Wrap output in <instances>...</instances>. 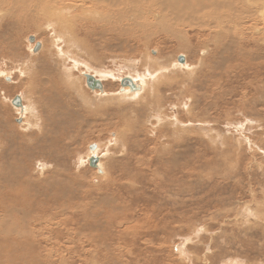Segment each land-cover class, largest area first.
Returning a JSON list of instances; mask_svg holds the SVG:
<instances>
[{
	"label": "rangeland",
	"instance_id": "obj_1",
	"mask_svg": "<svg viewBox=\"0 0 264 264\" xmlns=\"http://www.w3.org/2000/svg\"><path fill=\"white\" fill-rule=\"evenodd\" d=\"M35 3H29L31 9ZM13 17L0 18V264H264V26L257 15L251 21L257 26L248 24L240 45L243 53L221 49L211 35L199 36L195 53L156 35L148 47L142 39L134 42L131 54L115 61L119 66L111 59L97 65L80 58L87 65L68 66L71 76L57 67L63 42L54 46L53 31ZM35 43L41 47L33 53ZM191 44L197 47V40ZM147 53L159 62L167 59L169 68L184 56L192 71L175 66L153 82L157 70ZM136 73L147 79L143 94L121 93L122 102L104 104L105 96L84 82V74L106 76V96L119 95L116 79ZM181 83L187 88L182 97ZM143 95L151 96V107L140 102ZM16 96L35 106L37 119L27 113L24 125L15 122ZM162 103L166 116L158 115L157 122L154 113ZM95 144L103 175L79 162Z\"/></svg>",
	"mask_w": 264,
	"mask_h": 264
},
{
	"label": "bare ground",
	"instance_id": "obj_2",
	"mask_svg": "<svg viewBox=\"0 0 264 264\" xmlns=\"http://www.w3.org/2000/svg\"><path fill=\"white\" fill-rule=\"evenodd\" d=\"M39 2V5L37 6L35 3V8L31 9L29 6V3L32 2ZM0 0V18L8 17V19H14L13 16L19 15L21 19H27V21L24 22L26 25H30L33 23L40 24L41 26H46V28L51 29L53 31L52 33L54 35V46H57L56 42H63V47L61 46L60 49L63 48V50L58 52L59 53V59L58 61H55L57 64V67L60 66L64 68L65 72L68 71L67 67L70 66L74 69L76 66H84L86 67L85 62H81L79 60L82 59H90L94 63H102L100 60L103 59H111L115 61L120 62L122 60H125V55L131 54L132 50L129 49V47H132V44L136 41L139 42L140 39L145 42L146 46H150L151 40L156 35H161L163 39L169 41L176 40L174 42H177V45L181 47L179 51H189L190 53H195V49H198L199 52V36H206L211 35L214 36L215 39L213 42L215 45L220 46L221 49L226 50L228 48H236V50L242 51L241 44L246 41L245 40V32L249 28V23L255 19L256 15L259 17V20L263 23L264 26V0ZM252 1L253 4L249 5L247 2ZM74 6L78 7L77 11H74V13L71 14V11L75 8ZM29 7V8H28ZM28 8V9H27ZM33 10V11H32ZM256 17V18H257ZM20 19V20H21ZM43 20H46L43 22ZM30 22V23H29ZM255 22V21H254ZM253 24V22H251ZM20 24V23H18ZM254 25V24H253ZM257 26V25H254ZM27 27V26H26ZM262 27V26H261ZM252 28V27H251ZM250 28V29H251ZM258 29V28H257ZM253 31V29H252ZM245 35V36H244ZM248 36V35H247ZM251 36V35H250ZM254 36V35H253ZM209 37V36H208ZM262 37V34L261 36ZM264 37V35H263ZM195 39L197 40V47H193L191 44V40ZM253 39V38H249ZM257 39V38H256ZM208 40V39H207ZM206 42V40H204ZM35 42V40H34ZM33 42V43H34ZM162 40L158 39V42L156 45H160ZM254 42V41H253ZM264 42V39H263ZM60 43V42H59ZM211 43V42H210ZM251 43V42H250ZM256 43V42H255ZM36 44V43H35ZM40 45V43H38ZM140 44V43H139ZM254 45V44H252ZM35 46V45H34ZM111 46H114V50L109 52V48ZM142 46V44H141ZM139 46V47H141ZM205 46V45H204ZM214 46V45H213ZM41 47V45H40ZM99 47L102 48V51L99 49ZM119 47V48H118ZM137 47V46H136ZM143 47V46H142ZM108 48V49H107ZM118 48V49H116ZM33 50V46L31 47ZM40 49V48H39ZM38 49V50H39ZM37 50V51H38ZM207 50V49H206ZM37 51L33 52L36 53ZM143 51V50H142ZM244 51H242L243 53ZM205 53V52H204ZM227 54V53H226ZM229 56V55H228ZM180 57V56H179ZM184 59V56H182ZM226 57V56H224ZM223 57V58H224ZM48 58H53V55H48ZM47 58V61H45L46 64H49L50 60ZM130 58V57H129ZM227 58V57H226ZM147 61L149 63L154 64V69L156 74L152 75L155 76L153 82L157 79L156 76L158 75L157 80H161L164 77H166L167 74L171 73V71H174L175 66L177 68H188L191 70V65H186V62L183 61L182 63L173 62L171 68L168 67L167 59L165 61H158L156 57H150L147 53ZM132 63V62H131ZM136 63V62H135ZM27 64V63H26ZM68 64V65H67ZM118 65L117 63H115ZM183 64V65H180ZM98 65V64H97ZM148 65V63H147ZM180 65V66H179ZM260 65V64H259ZM23 66V65H22ZM119 66V65H118ZM23 68V67H20ZM25 68V67H24ZM92 68V67H91ZM197 68V67H195ZM199 68V67H198ZM29 69V68H28ZM27 69V71H28ZM94 69V68H93ZM92 69V70H93ZM20 70V69H19ZM48 70V69H47ZM97 69H94V71ZM197 70V69H196ZM49 71V70H48ZM63 71V69H62ZM73 71V70H72ZM99 71V70H98ZM153 71V70H152ZM192 71V70H191ZM22 72V71H21ZM25 72V70H24ZM96 72V71H95ZM105 72V71H104ZM146 72V71H145ZM151 72V71H150ZM29 73V72H28ZM27 73V74H28ZM103 73V72H102ZM130 73V72H129ZM135 73V72H134ZM152 73V72H151ZM154 73V72H153ZM191 73V72H190ZM195 73V72H193ZM229 73V72H228ZM23 74V73H22ZM98 75V72L95 73V75ZM105 74V73H103ZM99 73L100 75H103ZM140 74H142L140 72ZM165 74L162 78H160L159 75ZM192 74V73H191ZM24 75V74H23ZM57 75V74H56ZM68 76H71V69L67 72ZM93 76L94 79L99 80L103 86V80L102 78H105L104 76H101V78L95 77V75L92 74H84ZM106 75L111 77V73H107ZM113 75V74H112ZM132 75V73L130 74ZM129 75V76H130ZM135 78L131 77H123V78H129L132 80L133 84L136 88H138L136 91L131 92L129 87H124L119 89V93L116 94H127L131 95V97H137L139 94H141L142 91H144L145 82L144 80H147L140 75L137 76V73L134 74ZM148 75V74H147ZM232 75V74H231ZM29 76V75H28ZM107 76V79H108ZM109 77V78H110ZM151 77V75H150ZM74 78V76L72 77ZM76 78V77H75ZM74 78V79H75ZM113 77H111L112 79ZM116 78V77H115ZM119 78V77H118ZM121 78V79H123ZM9 78H6L8 81ZM41 79V78H40ZM66 79L67 76H65L64 73L61 72V77L59 78L60 82L63 83L62 86L67 90L66 88ZM71 80V78H69ZM78 79V78H77ZM75 79V80H77ZM102 79V80H101ZM105 79V80H107ZM121 79H116L117 81L121 82ZM69 80V81H70ZM85 80V78H84ZM114 80V79H113ZM47 81V80H46ZM115 81V80H114ZM38 82V80H37ZM50 82V81H49ZM58 82V81H57ZM78 82V81H77ZM85 82V81H84ZM149 82V81H148ZM152 82V84H153ZM161 82V81H160ZM39 83V82H38ZM61 83L58 82V84L61 85ZM75 83L73 80L72 84ZM112 83V82H111ZM71 84V85H72ZM120 84V83H119ZM150 84V82H149ZM28 85V84H27ZM36 85V84H35ZM34 85V86H35ZM75 85V84H74ZM81 85V84H79ZM86 85V83H85ZM107 85V84H106ZM110 85V84H108ZM107 85V86H108ZM151 85V84H150ZM156 85V84H155ZM31 86V85H30ZM58 86V85H57ZM78 86V85H77ZM77 86H75L77 88ZM112 86V84H111ZM60 87V86H59ZM74 87V89H75ZM87 87V86H86ZM106 87V86H105ZM44 88V87H43ZM80 88V87H79ZM79 88L77 90H79ZM155 88V87H154ZM159 88V87H158ZM32 90V88H30ZM50 89V88H49ZM37 90V89H36ZM48 90V89H47ZM64 90V89H63ZM75 90V92H77ZM153 90V89H152ZM170 90V89H169ZM177 90L180 91L181 97L182 94L185 93L187 90L186 85L184 83L177 85ZM35 91V90H33ZM73 91V90H72ZM82 91V89H81ZM95 92L97 90H94ZM93 91V92H94ZM106 91V90H105ZM149 91V90H147ZM30 92V91H28ZM64 92V91H63ZM100 96L104 98L101 100L105 104V101H110L115 99V101L120 100L122 102V95H107V93L104 92V86L102 92L98 91ZM96 92V93H98ZM107 92V91H106ZM113 92H115L113 90ZM153 92V91H152ZM27 93V90H26ZM31 93V92H30ZM62 93V92H61ZM81 93V92H80ZM154 93V92H153ZM188 93V92H187ZM43 94V91H42ZM48 94V93H47ZM71 94V93H70ZM74 94V93H72ZM77 94V93H76ZM143 94V92H142ZM149 94V93H147ZM151 94V93H150ZM186 94V93H185ZM41 95V94H40ZM39 95V96H40ZM82 95V94H81ZM156 95V94H155ZM161 95V94H160ZM29 96V95H28ZM50 96V95H49ZM48 96V97H49ZM115 96V97H113ZM62 97V96H61ZM73 97V96H72ZM80 97V96H79ZM140 102L142 101L143 104H145V107H151L148 106L150 103L148 102L149 98L151 96L149 95H143ZM21 105L14 106L18 118L15 122L20 125H24L23 119L24 116L28 113L30 117L33 119H37L36 117V108L35 106L32 107L31 105H25L23 98L19 96ZM70 98V97H69ZM75 98V97H74ZM99 98V97H96ZM124 98V97H123ZM130 98V97H129ZM128 98V99H129ZM30 99V98H29ZM42 99V98H41ZM50 99V98H49ZM68 99V98H67ZM83 98H81V101ZM90 99V98H89ZM183 99V98H181ZM25 100V99H24ZM43 100V99H42ZM74 101L76 99H73ZM79 100V99H78ZM88 100V99H87ZM38 101V100H37ZM67 101V100H66ZM70 101V99H69ZM114 101V102H115ZM116 101V102H117ZM126 101V100H125ZM130 101V99H129ZM132 101V100H131ZM130 101V102H131ZM154 101V100H153ZM23 102V104H22ZM31 102V101H30ZM99 102V101H98ZM124 102V100H123ZM37 103V102H36ZM46 103V101H45ZM156 103V102H155ZM68 104V103H67ZM70 104V102H69ZM74 104V102H73ZM90 104V103H89ZM103 104V105H104ZM107 104V103H106ZM136 105V101L134 102ZM64 105V104H63ZM75 105V104H74ZM87 105V104H86ZM91 105V104H90ZM113 105V104H112ZM119 105V104H117ZM133 105V104H132ZM131 105V106H132ZM180 105V104H179ZM89 106V105H88ZM130 106V105H129ZM154 106V105H153ZM66 107V106H65ZM64 107V108H65ZM71 107V106H70ZM80 107V106H79ZM86 107V106H85ZM83 106V108H85ZM90 107V106H89ZM135 107V106H134ZM181 107V106H179ZM62 108V107H61ZM102 108V107H100ZM139 108V107H138ZM141 108V107H140ZM185 108V107H183ZM72 109V108H71ZM78 109V108H76ZM82 110V108H80ZM79 109V110H80ZM86 109V108H85ZM84 109V110H85ZM88 109V107H87ZM106 109V108H105ZM132 109V107H131ZM149 109V108H147ZM163 109V103L158 104V108L156 109V112L154 114L155 117L158 118V115L166 116L164 114ZM53 110V109H52ZM67 111V108H65ZM75 110V109H74ZM91 110V108H90ZM103 110V109H102ZM136 110V108H135ZM172 110V109H171ZM39 111V110H38ZM64 111V112H66ZM77 111V110H75ZM88 111V110H87ZM93 111V110H92ZM96 111V110H95ZM93 111V112H95ZM134 111V109H133ZM145 111V110H144ZM98 112V111H96ZM95 112V113H96ZM103 112V111H102ZM135 112V111H134ZM138 112V110H137ZM149 112V111H148ZM69 114L67 111L66 114ZM76 113V112H74ZM73 113V114H74ZM79 113V112H78ZM90 114V112H87ZM91 113V114H95ZM131 113V112H129ZM128 113V114H129ZM27 114V115H28ZM47 114V113H46ZM58 114V113H57ZM62 116V113H59ZM90 114V115H91ZM98 114V113H97ZM134 114V113H131ZM137 114V113H136ZM134 114L135 116H137ZM139 114V112H138ZM54 115V114H53ZM56 115V114H55ZM59 115V116H60ZM64 115V114H63ZM75 115V114H74ZM82 115V114H78ZM77 115V117H78ZM85 115V114H84ZM87 115V114H86ZM85 115V117H87ZM101 115V113H100ZM104 115V114H103ZM106 115V114H105ZM125 115V114H124ZM76 116V115H75ZM95 116V115H94ZM102 116V115H101ZM126 116V115H125ZM124 116V117H125ZM169 117V115H167ZM57 116H54V118ZM70 117V116H69ZM81 116H79L80 118ZM84 117V118H85ZM88 117H90L88 115ZM97 117H99L97 115ZM122 117V118H124ZM130 118H134L133 115L129 116ZM147 117V116H146ZM160 117L157 122H160ZM52 118V117H51ZM73 118V117H72ZM93 118V116H92ZM135 117V120H137ZM154 118V117H153ZM27 119V118H26ZM71 119V118H70ZM118 119V118H117ZM125 119V118H124ZM144 119V118H143ZM167 119V118H166ZM165 119V120H166ZM169 119V118H168ZM63 120V118H62ZM68 120V119H67ZM66 120V121H67ZM81 120V119H80ZM83 120V119H82ZM121 120V119H120ZM127 120V119H126ZM164 120V121H165ZM18 121V122H17ZM59 121V120H58ZM70 121V120H69ZM119 121V120H118ZM123 121V119H122ZM144 121V120H143ZM163 121V120H162ZM167 121V120H166ZM169 121V120H168ZM64 122V121H63ZM72 122V121H71ZM111 122V121H110ZM124 122V121H123ZM128 122V121H127ZM135 122V121H134ZM174 122L178 123L176 118L174 119ZM173 120L171 119V123L174 124ZM39 123V122H38ZM56 123V121H55ZM54 123V124H55ZM65 123V122H64ZM63 123V124H64ZM70 122H68L69 124ZM117 123V121H116ZM115 123V124H116ZM122 122L119 124L121 125ZM126 123V122H124ZM156 123V122H155ZM29 124V123H28ZM58 124V123H57ZM74 124V123H72ZM118 124V123H117ZM135 124V123H134ZM146 124V123H145ZM152 124V123H151ZM160 124V123H159ZM27 125V122L25 123ZM59 125V124H58ZM61 125V124H60ZM59 125V126H60ZM119 125V126H120ZM158 125V124H157ZM181 125V124H180ZM58 126V127H59ZM115 126V125H114ZM153 126V125H152ZM182 126V125H181ZM180 126V127H181ZM192 126V125H191ZM21 127V126H20ZM25 127V126H22ZM31 127V126H30ZM27 126V128H30ZM64 127V126H63ZM71 125L69 126V128ZM124 127V125H123ZM142 127V126H141ZM19 128V127H18ZM26 128V127H25ZM32 128V127H31ZM37 128V126L35 127ZM53 128V126L51 127ZM67 128V127H66ZM120 128V127H119ZM126 128V127H125ZM61 129V128H60ZM111 129V128H110ZM118 129V128H117ZM130 129V128H129ZM22 130V129H21ZM71 133V130L68 129ZM119 130V129H118ZM121 131L124 129H120ZM142 130V129H141ZM24 131V130H23ZM28 131V130H27ZM52 131V130H51ZM66 131V130H65ZM68 131V132H69ZM125 131V130H124ZM127 131V130H126ZM26 132V131H25ZM61 132V131H60ZM41 133V132H40ZM57 133V132H56ZM55 133V134H56ZM59 133V132H58ZM57 133V134H58ZM64 133V132H62ZM121 133V132H120ZM151 133V132H150ZM66 134V133H65ZM60 135V134H58ZM40 136V134H39ZM45 135H42V137ZM55 136V135H54ZM63 137V134L61 135ZM93 136V134H92ZM98 136V135H97ZM58 137V136H57ZM60 137V136H59ZM66 138V137H65ZM121 138V137H120ZM125 138V137H123ZM122 138V139H123ZM55 139V137L53 138ZM71 139V138H70ZM69 139V140H70ZM74 139V138H73ZM40 141V140H39ZM52 140H50L51 142ZM64 141V140H62ZM56 142V140H55ZM69 142V141H68ZM116 142V141H115ZM22 143V142H21ZM24 143V142H23ZM46 143V142H45ZM53 143V142H52ZM51 143V144H52ZM41 144V143H40ZM55 144V143H54ZM116 144V143H115ZM49 145V144H48ZM57 145V144H56ZM113 145V144H112ZM53 146V144H52ZM125 146V145H124ZM25 147V146H24ZM38 147V146H37ZM35 147V149L37 148ZM51 147V146H50ZM57 147V146H56ZM90 147V146H89ZM25 149V148H24ZM44 149V148H41ZM49 149V146H48ZM125 149V148H124ZM97 150L100 151V145L95 144V149L93 151L86 152L84 160L78 159L81 165L88 164V159L91 156H96L98 158V155H96ZM40 151V150H39ZM49 151H51L49 149ZM57 151V150H56ZM28 152V151H27ZM90 152V153H89ZM91 152L93 154H91ZM23 153H26L23 152ZM156 153V152H155ZM149 154V153H148ZM147 154V155H148ZM22 155V154H21ZM20 155V156H21ZM26 155V154H25ZM1 156V155H0ZM23 156V155H22ZM121 156V155H120ZM119 156V157H120ZM146 156V155H145ZM143 156V157H145ZM22 158V157H21ZM83 158V157H81ZM137 160V159H136ZM145 160V159H144ZM25 161V160H24ZM101 159L98 158L97 168H93L96 170L97 174L103 175L105 174V170L103 168L102 163L100 162ZM139 161V158H138ZM148 161V160H146ZM23 164L25 162H22ZM21 163V164H22ZM142 163V162H141ZM140 163V164H141ZM146 163V162H145ZM20 164V165H21ZM18 166V165H17ZM23 166V165H22ZM89 166V164H88ZM24 167H28L25 166ZM41 167H44L43 165ZM46 167V165H45ZM39 168V167H38ZM37 168V169H38ZM19 169V168H17ZM23 169V168H22ZM24 170V169H23ZM39 170V169H38ZM125 170V169H124ZM42 171V170H41ZM40 171V172H41ZM46 171V170H45ZM8 174V173H7ZM6 174V175H7ZM16 174V173H15ZM19 174V173H18ZM28 174V173H27ZM14 175V174H13ZM12 175V176H13ZM5 176V175H3ZM10 176V174H9ZM15 176V175H14ZM13 176V177H14ZM7 177V176H6ZM12 177V178H13ZM16 177V176H15ZM101 177V176H99ZM103 177V176H102ZM5 179V177H3ZM22 179V178H21ZM18 180V179H17ZM45 180V179H44ZM4 182V181H3ZM58 182V181H57ZM144 182V181H143ZM1 183V182H0ZM132 183V182H131ZM134 183V182H133ZM13 184V183H12ZM28 184V183H27ZM33 184V183H32ZM5 186V184H3ZM35 185V184H34ZM37 185V184H36ZM63 185V184H62ZM7 186V185H6ZM42 186V185H41ZM66 186V185H65ZM15 187V186H14ZM54 187V186H53ZM132 187V186H131ZM36 188V187H35ZM57 186H55V189ZM49 189V188H48ZM47 189V190H48ZM60 189V188H59ZM70 189V188H69ZM68 189V190H69ZM62 190V189H61ZM1 191V190H0ZM51 191V190H50ZM64 191V190H63ZM97 191V190H96ZM39 192V191H38ZM48 192V191H47ZM69 192V191H68ZM2 193V191L0 192ZM7 193V192H6ZM9 193V192H8ZM58 193V192H57ZM62 193V192H61ZM71 193V192H70ZM45 194V193H44ZM52 194V193H51ZM20 196V195H19ZM18 196V198H20ZM39 196V195H38ZM47 196V194H46ZM57 196V195H56ZM64 196V195H63ZM43 197V196H42ZM1 198V197H0ZM7 198V197H6ZM5 198V199H6ZM46 198V197H45ZM68 198V197H67ZM3 199V198H2ZM28 199V198H27ZM43 199V198H42ZM48 199V198H47ZM55 199V197H54ZM1 200V199H0ZM22 200V199H21ZM64 200V199H63ZM5 201V200H4ZM34 200H31V203ZM8 202V201H7ZM6 202V204H7ZM37 202V201H36ZM35 202V203H36ZM44 203V202H43ZM1 204V203H0ZM4 204V203H3ZM38 204V203H37ZM36 204V205H37ZM45 204V203H44ZM10 205V204H9ZM8 205V206H9ZM1 206V205H0ZM7 206V205H6ZM17 206V205H16ZM27 206V205H26ZM34 206V205H33ZM68 206V205H67ZM88 206V205H87ZM12 207V206H11ZM44 207V206H43ZM62 207V206H61ZM17 208V207H16ZM90 208V207H89ZM262 208V207H261ZM260 208V209H261ZM4 209V207H3ZM42 209V208H41ZM40 209V210H41ZM87 210V209H86ZM12 211V210H11ZM37 211V209H36ZM248 211V208H247ZM38 212V211H37ZM9 213V212H8ZM11 213V212H10ZM246 213V212H245ZM262 213V212H260ZM1 215V214H0ZM5 215V214H4ZM3 215V216H4ZM53 215V214H52ZM55 215V214H54ZM2 216V215H1ZM246 217V214H245ZM13 218V217H12ZM11 218V219H12ZM39 218V217H38ZM243 218V217H242ZM3 219V218H2ZM34 219V218H33ZM4 220V219H3ZM33 221V220H32ZM31 221V222H32ZM3 223V221H2ZM9 223V222H7ZM6 223V224H7ZM28 223V222H27ZM32 224V223H31ZM30 224V225H31ZM37 224V223H36ZM34 225V224H33ZM43 225V224H42ZM3 226V225H2ZM18 226V225H17ZM8 227V226H7ZM46 227V226H44ZM2 228V227H1ZM24 229V227H21ZM26 228V227H25ZM29 228V227H28ZM36 228V227H35ZM49 228V227H48ZM52 228V227H51ZM119 228V227H118ZM9 229V228H8ZM38 229V228H37ZM22 229H19V231ZM25 230V229H24ZM27 230V229H26ZM39 230V229H38ZM41 230V229H40ZM39 230V231H40ZM1 231V230H0ZM32 231V230H30ZM28 231V232H30ZM38 231V232H39ZM47 231V230H46ZM54 231V230H53ZM2 232V231H1ZM16 232V231H15ZM18 232V231H17ZM77 232V231H76ZM12 233V232H11ZM32 233V232H31ZM36 233V232H34ZM53 233V232H50ZM91 233V232H90ZM13 234V233H12ZM11 234V235H12ZM20 234V232H19ZM1 235V234H0ZM10 235V236H11ZM29 235V233H28ZM27 237H30L28 236ZM34 235V234H33ZM40 235V234H39ZM7 236V235H6ZM21 237V235H20ZM19 237V238H20ZM32 237V236H31ZM88 237V236H87ZM16 238H18L16 236ZM24 238V237H23ZM90 239V237H88ZM93 238V237H92ZM106 237H104L105 239ZM26 239V237H25ZM4 240V239H3ZM96 240V239H94ZM93 240V241H94Z\"/></svg>",
	"mask_w": 264,
	"mask_h": 264
},
{
	"label": "water",
	"instance_id": "obj_3",
	"mask_svg": "<svg viewBox=\"0 0 264 264\" xmlns=\"http://www.w3.org/2000/svg\"><path fill=\"white\" fill-rule=\"evenodd\" d=\"M34 40H35V38L33 36L28 38V41L30 43H32V44H33ZM39 48H40V45L38 43H36L34 48H33V52L37 51ZM183 61H184V59H183L182 56L178 57V62L182 63ZM84 78H85L86 86L91 91L98 90V91L102 92L103 86H102V84H101V82L99 80H96V79H94L93 76H89V75H85ZM120 86H121V88L129 87L131 92H134V91H136L138 89V88L135 87V85L133 84L132 80L129 79V78L121 79ZM12 105L19 107L21 105L20 98L17 97V96L14 97L12 99ZM94 149H95V145H91L89 147L90 151H93ZM97 163H98V158L96 156H91L88 159V164H89V167H91V168H97Z\"/></svg>",
	"mask_w": 264,
	"mask_h": 264
}]
</instances>
